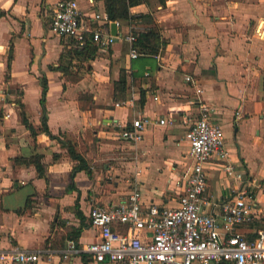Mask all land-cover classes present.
Segmentation results:
<instances>
[{"label":"crops","instance_id":"crops-1","mask_svg":"<svg viewBox=\"0 0 264 264\" xmlns=\"http://www.w3.org/2000/svg\"><path fill=\"white\" fill-rule=\"evenodd\" d=\"M57 1L0 0L2 248L39 252L34 264H116L84 253L62 257L58 251L70 240L72 227L81 228L73 239L78 244L95 240L91 207L124 200L134 185L143 208L177 203L192 164L186 133L200 98L221 125L236 170L264 185V0H147L130 7L133 18L119 20L117 38L106 50L81 54L71 37L49 29ZM77 1L87 29L110 30L112 21L107 25L93 17L105 12L103 0ZM152 27L165 40L164 48L142 54L135 46L138 56L131 58L123 36ZM187 75L193 82L185 80ZM122 77L125 90L119 98L115 86ZM43 81L46 124L53 136L40 130ZM22 111L35 133L21 121ZM143 116L152 123L139 142L120 136L124 125ZM161 118L164 124L158 123ZM65 141L75 145L89 173L82 169L71 177L77 162ZM34 155L41 156L42 175L34 163L23 161ZM205 172L204 196L210 201H224L240 184L216 160L205 165ZM251 191L254 218L234 226L246 238L264 230V193L259 187Z\"/></svg>","mask_w":264,"mask_h":264},{"label":"built area","instance_id":"built-area-1","mask_svg":"<svg viewBox=\"0 0 264 264\" xmlns=\"http://www.w3.org/2000/svg\"><path fill=\"white\" fill-rule=\"evenodd\" d=\"M93 17L102 19L107 25L110 22L105 12L95 13ZM84 19L77 0H59L53 6L49 29L57 35L71 37L78 48L86 44L87 31L97 50H106L117 38L108 26L87 29ZM115 22L116 25L119 23ZM136 37L135 32L123 36L130 43L131 58L138 56L134 45ZM185 80L193 82L188 75ZM201 92L197 87L196 93ZM150 123L152 119L148 116L133 118L130 125L123 126L120 136L137 143ZM158 123L164 124L165 119H159ZM186 135L192 164L183 175L174 206L150 204L143 208L141 190L134 185L124 200L91 207L90 224L98 231L95 240L78 244L70 239L59 249V254L69 257L84 253L95 261L116 264H211L220 261L264 264V230H258L253 238H246L234 229L236 224L254 218L251 190L259 187L264 193V185L253 184L236 170L224 142L223 129L212 120V109L201 98L198 99L197 116ZM213 160L221 163L227 177L240 181L224 201H210L204 196L207 186L205 165ZM218 216L225 232L220 230ZM116 225L126 228L121 231ZM39 256V252L16 246L8 249L0 246V263L34 264Z\"/></svg>","mask_w":264,"mask_h":264},{"label":"trees","instance_id":"trees-1","mask_svg":"<svg viewBox=\"0 0 264 264\" xmlns=\"http://www.w3.org/2000/svg\"><path fill=\"white\" fill-rule=\"evenodd\" d=\"M141 2H147V0H103L104 3V9L107 14V17L110 21H119L121 19H131L133 18V15L130 12V7L141 3ZM142 17H149V13L146 15H141ZM137 37L135 40L134 45L135 46H140L139 50L142 54L145 53H158L160 49H163L165 46V40L161 39L157 28H150L148 31H143L136 33ZM86 37V44L84 47L77 49V51L81 54L86 51V49L91 51H94L96 46L91 43V41L88 38V35L85 34ZM43 83V89H42V98H41V103H42V117H41V129L42 131L47 132L50 136H53L47 128L46 124V113H45V107H44V95L46 92V83L45 81ZM115 90L117 91V95L119 98H122L124 90H125V78L122 77L116 82ZM21 121L30 129V131L35 133V129L30 124L27 119L25 118V114L22 111L21 112ZM65 146L68 149V154L69 156L75 160L77 163L76 165L73 166L72 171H71V177L79 171V170H85L87 173H89L90 169L85 161L84 157L75 149V145L71 141H65ZM41 156L40 155H34L28 159H23L25 163H34L36 166L38 174L42 175L45 170H44V165L41 162ZM74 185L73 183L70 185V188H73ZM77 209V205H76ZM76 214L79 217H82L81 211L78 209L76 210ZM81 232L80 227H72L71 230L67 234V238L69 239H76L79 237Z\"/></svg>","mask_w":264,"mask_h":264},{"label":"water","instance_id":"water-1","mask_svg":"<svg viewBox=\"0 0 264 264\" xmlns=\"http://www.w3.org/2000/svg\"><path fill=\"white\" fill-rule=\"evenodd\" d=\"M110 31L112 34L116 35L117 34V25L115 21H112L110 23Z\"/></svg>","mask_w":264,"mask_h":264},{"label":"rangeland","instance_id":"rangeland-1","mask_svg":"<svg viewBox=\"0 0 264 264\" xmlns=\"http://www.w3.org/2000/svg\"><path fill=\"white\" fill-rule=\"evenodd\" d=\"M112 99H114V98H112ZM88 100H89V96L87 97V96H85V102H86V104H89V106H91V104L90 103H87L88 102ZM96 140V139H95ZM94 143L96 144V141H94ZM112 155H110L109 157H111ZM108 160L110 159V158H107ZM104 161V160H103ZM102 163V162H101Z\"/></svg>","mask_w":264,"mask_h":264}]
</instances>
